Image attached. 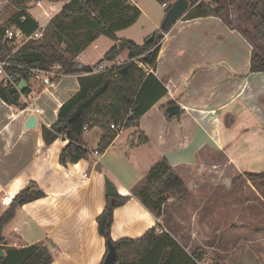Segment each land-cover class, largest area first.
Returning a JSON list of instances; mask_svg holds the SVG:
<instances>
[{
  "label": "crops",
  "instance_id": "0c3cea01",
  "mask_svg": "<svg viewBox=\"0 0 264 264\" xmlns=\"http://www.w3.org/2000/svg\"><path fill=\"white\" fill-rule=\"evenodd\" d=\"M160 5L166 15L169 4ZM183 16L159 42L153 76L165 95L141 116L138 128L122 130L101 155L93 154L101 137L96 129L83 135L89 155L76 164H59L67 144L62 138L43 148L41 127H49L61 104L77 92V75H59L43 85L35 82L36 87L25 83L28 92L19 100L24 110L0 99V216L8 207L1 202L3 196L13 199L31 182L44 194L16 209L1 232L4 249L42 244L52 250L51 264H102L106 244L96 218L108 204L105 179L118 195L130 196L162 158L190 191L187 179L193 175L264 172V73L249 72L251 52L258 44L239 21L231 24L221 15L192 20ZM84 52L78 61L88 69L101 63L103 55L92 61ZM171 105L179 107L178 118L168 119ZM33 108L40 114L34 115L35 127L26 129ZM136 131L143 133L146 144L132 142ZM166 202L165 213L156 218L130 197L113 211L112 240L140 238L158 224L157 234H169L189 254L191 244L183 243L186 230H175L181 221L178 213H189L193 204L171 198Z\"/></svg>",
  "mask_w": 264,
  "mask_h": 264
},
{
  "label": "trees",
  "instance_id": "16d2710c",
  "mask_svg": "<svg viewBox=\"0 0 264 264\" xmlns=\"http://www.w3.org/2000/svg\"><path fill=\"white\" fill-rule=\"evenodd\" d=\"M5 1L8 14L6 21L0 24V59L9 63L6 72L18 76L25 83L32 80V69L57 67V74L78 76L77 92L61 104L55 121L49 127H41L43 148L58 138L67 141L59 154L60 165L76 164L87 159L89 150L83 144V135L93 129L101 132L95 151L98 155L103 154L118 135L116 130L110 128L111 125L122 127L123 130L138 128L141 116L165 95V90L153 76L161 33L157 36L155 30L152 40L141 45L129 39H118L115 35L132 26L141 14L128 3L129 0H69L47 23L41 39L27 41L16 49L4 42V31L16 28L30 35L37 29L38 23L27 11V5L33 0ZM187 1L189 9L183 16L184 20L221 14L222 9L213 2ZM246 8L252 22V38L264 46V14L258 1L247 0ZM99 37L115 42L103 54L101 62L115 61L124 52L126 60L96 74H89L91 68L82 65L78 58ZM249 72L264 73V57L254 50L250 56ZM152 82L156 84H150ZM9 89L0 83V99L16 109H26V105L19 100L20 95H26L28 89L25 87L16 93H10ZM132 138L136 144L147 143L140 131L133 133ZM244 176L253 180L264 199V172H245ZM256 180L258 182L255 183ZM187 195L184 181L165 159L159 160L150 168L144 183L131 190L130 196L117 195L112 207L106 205L96 218L98 234L106 244V254L107 245L111 244L115 248V264H202L201 256L186 253L169 234H157L156 231L160 229L158 224L137 239L113 241L110 235L113 211L123 206L130 197L136 198L159 218L165 213L167 198L175 202H188ZM43 196L38 186L31 182L13 197L0 216V250L4 249L2 229L14 217L16 209ZM52 260L50 247L35 244L22 249H7L0 264H51Z\"/></svg>",
  "mask_w": 264,
  "mask_h": 264
},
{
  "label": "rangeland",
  "instance_id": "374dc122",
  "mask_svg": "<svg viewBox=\"0 0 264 264\" xmlns=\"http://www.w3.org/2000/svg\"><path fill=\"white\" fill-rule=\"evenodd\" d=\"M161 1L169 5L175 2L174 0H131V2L129 0L131 6L137 5L141 14L132 26L116 32V37L132 40L138 45L143 44L155 30L152 22H156L157 26L162 25L165 12L160 5ZM214 1L222 9L221 17L231 24L239 21L242 29L252 37V22L249 20V11L246 8L247 0ZM257 1L264 14V0ZM38 2L39 6H37ZM51 2L59 5L62 0H33L27 5V11L37 23L44 24L46 21L44 13L49 12ZM5 6L6 1L0 0V24L6 21L8 14ZM157 32L158 36L161 33L160 27ZM248 33L246 35L249 36ZM251 40L255 42L253 38ZM114 44L113 40L99 37L98 42L86 49L84 56L96 61ZM94 45H97L98 49H95ZM10 46L13 49L17 47L13 44ZM255 50L258 55L264 57L262 44H258ZM117 60L121 62L126 60V53H122ZM105 62L112 64L114 61ZM29 85L37 86L34 80H30ZM95 131L99 132L97 129ZM142 149V152H145V148ZM209 154L212 156L213 152L210 151ZM149 170L145 172L139 184L144 183ZM223 173L221 176H215L212 172L203 173L187 179L190 187H193V190H187L189 191L187 198L193 206L187 214L181 211L178 213L181 221L176 223L175 232L186 230L187 235L185 234L183 243L187 241L191 244L189 254L196 253V256H201L202 264H264V199L254 186L253 180L244 176V173H231L228 170ZM234 179V183H231ZM168 199L165 200V209ZM3 251L5 254L7 250L3 249Z\"/></svg>",
  "mask_w": 264,
  "mask_h": 264
},
{
  "label": "built area",
  "instance_id": "2783aa9c",
  "mask_svg": "<svg viewBox=\"0 0 264 264\" xmlns=\"http://www.w3.org/2000/svg\"><path fill=\"white\" fill-rule=\"evenodd\" d=\"M69 0H62V2L58 5L55 2H51L49 6V12L44 13V17H46V21L44 24H39L37 29L31 33L30 35H25L20 29L16 28H8L4 31V42L8 44H13L17 45L16 48L20 47L27 41H36L42 38L43 31L47 23L50 21V19L60 11L62 6L67 3ZM37 6H39V2L37 3ZM162 7H166V4H163ZM94 48H97L96 45H94ZM114 64H118V62L115 60L112 64H106L105 61H102L100 64H98L97 67H94L93 69H90L88 72L89 74H96L104 69H107L111 67ZM9 67V63L6 60H1L0 59V83L3 86H8L10 88L14 87L17 88L20 78L18 76H12L9 75L6 72V68ZM57 67H53L47 70H40V69H32L31 75H32V80L35 82H39L43 84L45 81L49 82L54 78H57L61 74H57ZM33 115L40 114V111L36 108L32 109ZM111 129L116 130L118 133H120L123 128L122 127H114V125L110 126ZM93 154L95 156L98 155L97 151H94ZM84 176H86L84 174ZM12 199L10 196H3L2 198V204L4 205H9L11 203Z\"/></svg>",
  "mask_w": 264,
  "mask_h": 264
},
{
  "label": "water",
  "instance_id": "95a60500",
  "mask_svg": "<svg viewBox=\"0 0 264 264\" xmlns=\"http://www.w3.org/2000/svg\"><path fill=\"white\" fill-rule=\"evenodd\" d=\"M189 3L187 0H176L173 4L169 5L165 18L161 25V34L163 35L165 32L169 31L173 25L188 11ZM153 36H150L149 39L146 40V43H149L152 40ZM47 84L48 82L45 81ZM25 82L22 80L17 88H10V93H16L17 91L23 90ZM167 114L169 117H179V107L177 105H171L167 109ZM36 125V118L34 115L28 117L25 128L33 129ZM106 183V196L108 197V207L111 208L113 204V199L118 195L115 187L105 179ZM4 257L3 252L0 250V259ZM102 264H115V248L113 245H107V254L105 255L104 261Z\"/></svg>",
  "mask_w": 264,
  "mask_h": 264
},
{
  "label": "flooded vegetation",
  "instance_id": "af4514ba",
  "mask_svg": "<svg viewBox=\"0 0 264 264\" xmlns=\"http://www.w3.org/2000/svg\"><path fill=\"white\" fill-rule=\"evenodd\" d=\"M161 35V34H160ZM162 36V35H161Z\"/></svg>",
  "mask_w": 264,
  "mask_h": 264
}]
</instances>
